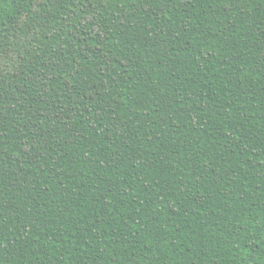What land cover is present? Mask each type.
<instances>
[{
    "label": "trees",
    "instance_id": "1",
    "mask_svg": "<svg viewBox=\"0 0 264 264\" xmlns=\"http://www.w3.org/2000/svg\"><path fill=\"white\" fill-rule=\"evenodd\" d=\"M0 264H264V0H0Z\"/></svg>",
    "mask_w": 264,
    "mask_h": 264
}]
</instances>
